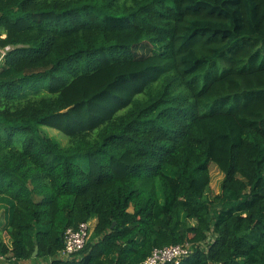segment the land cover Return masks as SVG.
<instances>
[{
  "label": "trees",
  "instance_id": "16d2710c",
  "mask_svg": "<svg viewBox=\"0 0 264 264\" xmlns=\"http://www.w3.org/2000/svg\"><path fill=\"white\" fill-rule=\"evenodd\" d=\"M187 244L264 264V0H0V262Z\"/></svg>",
  "mask_w": 264,
  "mask_h": 264
},
{
  "label": "built area",
  "instance_id": "2783aa9c",
  "mask_svg": "<svg viewBox=\"0 0 264 264\" xmlns=\"http://www.w3.org/2000/svg\"><path fill=\"white\" fill-rule=\"evenodd\" d=\"M91 234L89 223L81 224L78 229H67L64 235V250L60 252V258L69 259L82 251ZM191 247L187 245H175L164 249H155L144 264H181L190 256Z\"/></svg>",
  "mask_w": 264,
  "mask_h": 264
},
{
  "label": "rangeland",
  "instance_id": "374dc122",
  "mask_svg": "<svg viewBox=\"0 0 264 264\" xmlns=\"http://www.w3.org/2000/svg\"><path fill=\"white\" fill-rule=\"evenodd\" d=\"M49 137L53 138L57 142H59L61 145H67L69 142L68 137L63 135L61 132L50 129V128H44L43 130ZM210 175H211V185L210 190L208 192V197L213 198L216 195L220 193V187L223 179V174L218 170V168L215 165H210ZM9 220V219H8ZM91 225V230L94 228L95 221H92L89 223ZM6 240H8L6 238ZM22 263V262H21ZM19 263V264H21ZM23 264H35L34 260L24 262Z\"/></svg>",
  "mask_w": 264,
  "mask_h": 264
},
{
  "label": "crops",
  "instance_id": "0c3cea01",
  "mask_svg": "<svg viewBox=\"0 0 264 264\" xmlns=\"http://www.w3.org/2000/svg\"><path fill=\"white\" fill-rule=\"evenodd\" d=\"M24 262H22L21 264H23ZM0 264H18L15 261H4V262H0ZM35 264H38V262H35ZM41 264V263H40Z\"/></svg>",
  "mask_w": 264,
  "mask_h": 264
},
{
  "label": "water",
  "instance_id": "95a60500",
  "mask_svg": "<svg viewBox=\"0 0 264 264\" xmlns=\"http://www.w3.org/2000/svg\"><path fill=\"white\" fill-rule=\"evenodd\" d=\"M38 250V248L36 249V251ZM34 255H36V252H35V254Z\"/></svg>",
  "mask_w": 264,
  "mask_h": 264
}]
</instances>
